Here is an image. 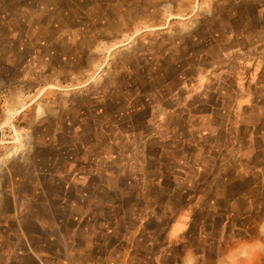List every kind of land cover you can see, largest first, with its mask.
I'll return each mask as SVG.
<instances>
[{"label": "rangeland", "instance_id": "rangeland-1", "mask_svg": "<svg viewBox=\"0 0 264 264\" xmlns=\"http://www.w3.org/2000/svg\"><path fill=\"white\" fill-rule=\"evenodd\" d=\"M6 16L0 264H177V246L192 264H264V168L234 165L264 130L247 103L264 96V0H9ZM63 163L91 182L68 195L93 198L57 213ZM249 174L254 198L233 199ZM44 202L91 232L50 241Z\"/></svg>", "mask_w": 264, "mask_h": 264}, {"label": "crops", "instance_id": "crops-1", "mask_svg": "<svg viewBox=\"0 0 264 264\" xmlns=\"http://www.w3.org/2000/svg\"><path fill=\"white\" fill-rule=\"evenodd\" d=\"M7 1H9V0H0L1 7L4 6V3ZM13 23H14V20L11 21L9 19V17H7V16L6 17H0V25H1V27H0V42H2V40H5V39L7 40L8 34H9L7 27ZM10 54L11 53L9 52V49L6 47L5 52L0 53V56L1 55L9 56ZM262 89L263 88H260L258 92H254L253 94H249V97L247 98L248 99L247 103L249 104V109H250V112H249L250 114L248 115V119L250 122L252 120L254 122H260V123L262 121H264V96H260V90H262ZM240 100H241V94L239 91L238 101H236V103L238 102V107L242 103ZM257 113L259 114V116H257ZM250 126H251V124H250ZM238 136L241 137L240 132H238ZM244 138L245 139L248 138V139H246V141L244 139V142H243V144H246L245 145L246 150L241 151L240 148H236V149H238V153H240V154L238 156L237 161H234V163H235L234 165L236 167L243 165V166H246V168L253 170V169H256L258 167V164H259V167L264 168V162H260L258 160L253 161L254 156H257L258 153H264V130H262V132H260L259 134L256 133V129L253 131L250 130L248 132V134L244 135ZM252 138H253V140H252ZM246 152H248V157H245ZM242 153H245V154L241 155ZM61 167H62L61 173L69 171L70 176L64 177V176H61V174H60L59 176L52 178V181H53L52 183L59 184L62 187L65 186V188L63 187V192H62V195L60 196V203L57 206V210H58L57 213H59L61 210H65V209L69 210V209H71V206L74 207L72 203L69 204L68 202L73 201L75 203V201L81 200L83 195H86L87 199L93 198L92 196H90L92 194L90 192L88 194H84V193L81 194L79 191H77L76 196L72 197V196H70V194L68 195V193L70 192V188L73 187V189L76 190V188H78L79 186L89 185V184H91V182L87 181L85 178H83V176H80V174H82L83 168H81L79 165L71 164L70 166H68L67 163H63V165ZM66 169L68 171H66ZM251 177H252V175L249 174L248 182H246L245 179L240 176V179H242L243 184H245V182H246V184L249 185V189H248V192H242L241 193L239 191L236 194L234 193L233 199L239 201V200H241V198H243L245 200H248L249 202L252 201V199L254 198V195L257 193V191H256V181H254V179L252 181ZM240 179L233 178V183L240 182ZM34 182H36V181L34 180V178L32 180V177H31V179H27L26 183H25V184L30 185V188H31L30 189L31 190L30 195L32 197L36 194L35 192H33V186H31V185H33ZM35 185H38V182H36ZM42 185H43V182H42ZM67 185H71V186L67 187ZM251 185H253L252 190L250 187ZM245 193H251L253 197L251 195H246ZM43 210H48V205L45 206V202H44V205L42 206V210H40L42 216L40 214H38V216L36 217V221L38 219L43 218L42 219L43 223H44V220H46V223L48 221V224L53 222L56 226V229H57L56 235L55 234L51 235L48 238L50 241H52V240L53 241H56V240L57 241H64V240L67 241L68 240V242H70L69 240L72 241L73 239H75V236H77L79 233H84L86 231L91 232L90 226L87 229H86V227H84L83 229H81L79 227L75 228V229L74 228L65 229V228H63V220L61 219L60 215L57 214L56 216H53L54 217L53 219L48 220L47 217L45 218ZM44 227H45V225H44ZM26 231H28V230H26ZM54 231H55V228H54ZM85 249H87V248L86 247H84V248L78 247L76 250L79 251L80 256H82V258H83L82 260H87L85 258L91 259V257L89 255L87 256ZM37 251H38L37 249H35V251L32 250L33 253L38 254ZM46 251L47 250L45 248H42V251L40 253L41 257L44 258L43 260H48L49 258L55 257L54 255H51L50 253H45ZM57 257H59V256H57ZM57 257H55V258H57ZM251 261L254 262V260H251Z\"/></svg>", "mask_w": 264, "mask_h": 264}, {"label": "snow or ice", "instance_id": "snow-or-ice-1", "mask_svg": "<svg viewBox=\"0 0 264 264\" xmlns=\"http://www.w3.org/2000/svg\"><path fill=\"white\" fill-rule=\"evenodd\" d=\"M261 232H264V225L261 227ZM173 235H175V233H173ZM171 251L177 253V264H192V260L195 258L191 250L184 252L179 246H177L175 249H172ZM196 251H199V249L197 248ZM162 258L164 259V264H172L171 256H167L166 254L162 253Z\"/></svg>", "mask_w": 264, "mask_h": 264}]
</instances>
